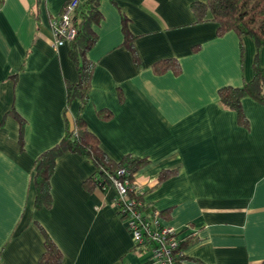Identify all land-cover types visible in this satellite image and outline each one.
Instances as JSON below:
<instances>
[{
  "label": "crops",
  "instance_id": "1",
  "mask_svg": "<svg viewBox=\"0 0 264 264\" xmlns=\"http://www.w3.org/2000/svg\"><path fill=\"white\" fill-rule=\"evenodd\" d=\"M67 1L0 0L1 264H38L43 230L63 264H151L118 212L117 189L84 187L96 168L78 153L56 162L52 206L35 207V161L63 138L66 84L78 81L70 43L55 47L50 29ZM195 1L206 0H101L83 117L114 160L134 154L152 161L135 179L163 224L195 234L182 264H264V104L243 98L244 126L219 97L220 88L253 79L264 47L234 31L219 36L213 21L196 23ZM122 14L141 68L123 45ZM168 58L178 59L180 74L154 70ZM80 105L68 109L70 121ZM12 108L26 121L23 148ZM102 110L113 116L102 118ZM163 170L176 173L158 184Z\"/></svg>",
  "mask_w": 264,
  "mask_h": 264
},
{
  "label": "trees",
  "instance_id": "2",
  "mask_svg": "<svg viewBox=\"0 0 264 264\" xmlns=\"http://www.w3.org/2000/svg\"><path fill=\"white\" fill-rule=\"evenodd\" d=\"M100 2L101 0H85L77 6L73 15V25L78 33L75 39L69 42L70 58L76 66L78 81L75 83L67 82L66 84L67 105L64 112L66 129L63 138L56 145L44 151L34 164L35 207L38 209L44 207L50 208L52 206L51 177L58 158L67 152L78 153L87 158L95 166L96 175L83 182L84 187L88 191H93L97 188L107 191L113 186V177L133 182L136 173L152 162L148 157L134 154H126L119 161L114 160L101 147L99 138L89 129L83 117V109L92 88V78L96 68V63L88 57V52L96 45L99 39L95 25L100 24L103 19ZM191 9L196 23L215 22L219 36L234 31L240 36L248 35L252 37L258 48L264 47V0L195 1L192 3ZM122 29L124 33L123 45L131 52L136 66L141 68V61L134 45L136 36L132 34L130 19L125 14H122ZM154 70L159 74L168 71L180 74L182 67L178 59L168 58L156 62ZM122 95V92H120L121 100H123ZM219 97L222 106L235 111L238 116V122L241 125L248 126V120L242 106L243 98L251 97L264 104V65L260 62L259 54L256 56L254 62L253 79L242 86H224L220 88ZM75 100L81 102L80 110L75 119L70 121L67 115L68 109ZM10 113L20 123L19 142L23 148L26 121L14 108H12ZM99 115L102 118H111L113 113L110 110H102L99 112ZM121 169L125 170L123 174L119 173ZM175 173L176 170H163L159 175L158 184ZM130 197L142 200L140 208L144 212L149 213L155 209L144 203L143 194L131 192ZM120 216L124 219V216ZM43 232L45 236V250L38 264H63L64 256L61 249L45 230ZM195 239V234H191L186 236L180 243L179 248L182 250V254L177 256V264H182L185 259L189 258L185 250Z\"/></svg>",
  "mask_w": 264,
  "mask_h": 264
},
{
  "label": "built area",
  "instance_id": "3",
  "mask_svg": "<svg viewBox=\"0 0 264 264\" xmlns=\"http://www.w3.org/2000/svg\"><path fill=\"white\" fill-rule=\"evenodd\" d=\"M80 4V0H69L61 15L50 21L55 47L75 39L78 31L73 25V15ZM124 172V169L119 171L120 174ZM112 180L117 189L116 206L124 216L135 247L151 252V264H177L176 258L182 254L180 243L186 237L175 227L161 222L160 210L155 208L149 213L144 212L140 208L142 200L130 197L131 192L140 194L136 179L131 182L113 177Z\"/></svg>",
  "mask_w": 264,
  "mask_h": 264
}]
</instances>
